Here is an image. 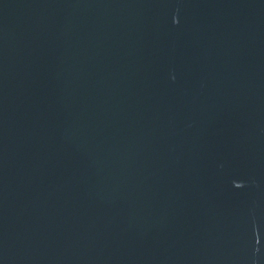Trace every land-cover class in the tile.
<instances>
[{
    "label": "water",
    "instance_id": "95a60500",
    "mask_svg": "<svg viewBox=\"0 0 264 264\" xmlns=\"http://www.w3.org/2000/svg\"><path fill=\"white\" fill-rule=\"evenodd\" d=\"M0 264H264V0H0Z\"/></svg>",
    "mask_w": 264,
    "mask_h": 264
}]
</instances>
